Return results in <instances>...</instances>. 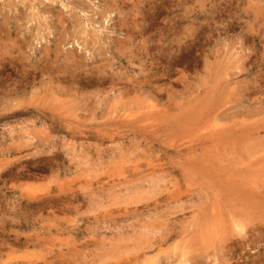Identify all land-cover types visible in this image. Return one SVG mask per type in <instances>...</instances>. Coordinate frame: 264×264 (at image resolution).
<instances>
[{"label": "rangeland", "instance_id": "374dc122", "mask_svg": "<svg viewBox=\"0 0 264 264\" xmlns=\"http://www.w3.org/2000/svg\"><path fill=\"white\" fill-rule=\"evenodd\" d=\"M0 264H264V0H0Z\"/></svg>", "mask_w": 264, "mask_h": 264}]
</instances>
